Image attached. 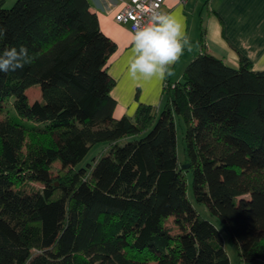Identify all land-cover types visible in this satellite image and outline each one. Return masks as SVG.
Here are the masks:
<instances>
[{
	"label": "trees",
	"instance_id": "1",
	"mask_svg": "<svg viewBox=\"0 0 264 264\" xmlns=\"http://www.w3.org/2000/svg\"><path fill=\"white\" fill-rule=\"evenodd\" d=\"M0 25V52L36 56L0 73V264H230L219 226L238 264H264V69L203 49L165 80L159 108L114 117L116 46L88 0H0ZM189 172L215 222L192 206Z\"/></svg>",
	"mask_w": 264,
	"mask_h": 264
},
{
	"label": "crops",
	"instance_id": "2",
	"mask_svg": "<svg viewBox=\"0 0 264 264\" xmlns=\"http://www.w3.org/2000/svg\"><path fill=\"white\" fill-rule=\"evenodd\" d=\"M13 1L4 0V5L9 6ZM88 1L100 30L116 46L106 62L107 71L115 81L110 91L116 101L114 117H132L139 103L159 108L165 80L180 81L185 66L203 49L231 67H237L239 56L243 55L253 70L264 69V0H164L163 12L183 24L189 42L170 66L171 74L151 80H136L128 73L133 32L128 24L114 19L124 0Z\"/></svg>",
	"mask_w": 264,
	"mask_h": 264
},
{
	"label": "clouds",
	"instance_id": "3",
	"mask_svg": "<svg viewBox=\"0 0 264 264\" xmlns=\"http://www.w3.org/2000/svg\"><path fill=\"white\" fill-rule=\"evenodd\" d=\"M7 29L0 25V38ZM188 38L183 24L174 16L157 13L147 23L138 25L132 34L133 55L128 62V73L136 80L160 79L171 74L170 66L182 55ZM26 46H13L0 52V73L22 70L34 62Z\"/></svg>",
	"mask_w": 264,
	"mask_h": 264
},
{
	"label": "rangeland",
	"instance_id": "4",
	"mask_svg": "<svg viewBox=\"0 0 264 264\" xmlns=\"http://www.w3.org/2000/svg\"><path fill=\"white\" fill-rule=\"evenodd\" d=\"M39 87L38 85L30 87L29 89L26 90V94L28 96L29 101H33L34 99L39 98L40 92H39ZM9 107V104H8ZM2 117V115H1ZM176 151H177V156L180 160V162H183L185 159L184 156V140H183V133H184V123L181 119H176ZM106 143L105 142H100L94 144L88 151V153L85 155V157L82 159V161L79 163L81 166H85L87 163L92 162V159L96 157L103 149L105 148ZM58 167V163L54 162L53 167H52V173L53 176L55 175L56 169ZM187 180V190L186 194L191 201L192 206L197 210L198 214L202 218H206L212 222H215V217L211 215L204 204L198 203L194 200L193 194H192V187H191V174L190 172L186 176ZM34 186L38 187V183H32ZM165 225L171 230L172 233L177 232L178 228L175 225L173 221L172 216H168L165 220ZM220 231L223 236L224 240V249L226 251V254L228 256L230 264H238V256H237V249L233 243L227 240L228 236L225 233V231L222 229L221 226H219Z\"/></svg>",
	"mask_w": 264,
	"mask_h": 264
},
{
	"label": "built area",
	"instance_id": "5",
	"mask_svg": "<svg viewBox=\"0 0 264 264\" xmlns=\"http://www.w3.org/2000/svg\"><path fill=\"white\" fill-rule=\"evenodd\" d=\"M184 1V0H181ZM164 0H124L122 8L115 14L114 19L119 23H126L134 33L136 27L157 13H164Z\"/></svg>",
	"mask_w": 264,
	"mask_h": 264
},
{
	"label": "water",
	"instance_id": "6",
	"mask_svg": "<svg viewBox=\"0 0 264 264\" xmlns=\"http://www.w3.org/2000/svg\"><path fill=\"white\" fill-rule=\"evenodd\" d=\"M183 167L187 168V167H188V165H187V164H184V165H183Z\"/></svg>",
	"mask_w": 264,
	"mask_h": 264
}]
</instances>
